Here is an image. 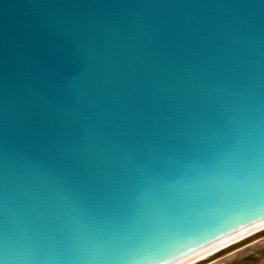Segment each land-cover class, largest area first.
<instances>
[{
  "label": "water",
  "instance_id": "95a60500",
  "mask_svg": "<svg viewBox=\"0 0 264 264\" xmlns=\"http://www.w3.org/2000/svg\"><path fill=\"white\" fill-rule=\"evenodd\" d=\"M261 218L264 0H0L6 264L133 226L174 264Z\"/></svg>",
  "mask_w": 264,
  "mask_h": 264
},
{
  "label": "snow or ice",
  "instance_id": "6c2138e0",
  "mask_svg": "<svg viewBox=\"0 0 264 264\" xmlns=\"http://www.w3.org/2000/svg\"><path fill=\"white\" fill-rule=\"evenodd\" d=\"M234 189L227 184L218 183L202 191L229 193ZM163 238L157 237L154 241ZM88 264H158L156 247L147 245L137 226L115 231L104 236H85L81 240ZM195 254V253H194ZM190 257H185L189 259ZM0 264H6L0 258ZM164 264V262H160ZM174 264H180L179 261Z\"/></svg>",
  "mask_w": 264,
  "mask_h": 264
},
{
  "label": "rangeland",
  "instance_id": "374dc122",
  "mask_svg": "<svg viewBox=\"0 0 264 264\" xmlns=\"http://www.w3.org/2000/svg\"><path fill=\"white\" fill-rule=\"evenodd\" d=\"M196 262L197 264H264V230Z\"/></svg>",
  "mask_w": 264,
  "mask_h": 264
},
{
  "label": "clouds",
  "instance_id": "9594fccd",
  "mask_svg": "<svg viewBox=\"0 0 264 264\" xmlns=\"http://www.w3.org/2000/svg\"><path fill=\"white\" fill-rule=\"evenodd\" d=\"M262 229H264V218L259 219L257 222L252 223L250 226H243L242 229L236 234L230 235L225 239L220 240L217 244H213L211 247H217L219 244H224L227 247L229 244L238 243L240 240L245 239L247 236H252ZM245 233H248V235L245 236ZM237 236H240L241 239L237 240ZM229 241H231L232 243H228ZM180 264H197V262L189 259L180 261Z\"/></svg>",
  "mask_w": 264,
  "mask_h": 264
},
{
  "label": "bare ground",
  "instance_id": "6f19581e",
  "mask_svg": "<svg viewBox=\"0 0 264 264\" xmlns=\"http://www.w3.org/2000/svg\"><path fill=\"white\" fill-rule=\"evenodd\" d=\"M262 230H264V229H262ZM262 230H260V231H262ZM255 231V230H254ZM259 232V231H258ZM257 233V232H256ZM245 236H247L248 235V233H245L244 234ZM248 237V236H247ZM236 239L237 240H240L241 239V237L240 236H237L236 237ZM241 241V240H240ZM228 243H232L231 241H229ZM234 244V243H233ZM230 245H232V244H229L228 246H230ZM227 246V247H228ZM224 248H226V245H224V244H219L217 247H210V248H208V249H206V250H204V251H202V252H200V253H198V254H196V255H193V256H191L189 259L190 260H193V261H199V260H202V259H204V258H206V257H208V256H210V255H212V254H214V253H216V252H218V251H220V250H222V249H224ZM189 259H185V260H189Z\"/></svg>",
  "mask_w": 264,
  "mask_h": 264
}]
</instances>
